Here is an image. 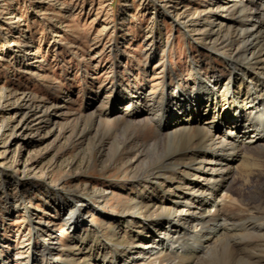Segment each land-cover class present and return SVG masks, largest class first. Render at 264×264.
I'll return each mask as SVG.
<instances>
[{
  "label": "rangeland",
  "instance_id": "374dc122",
  "mask_svg": "<svg viewBox=\"0 0 264 264\" xmlns=\"http://www.w3.org/2000/svg\"><path fill=\"white\" fill-rule=\"evenodd\" d=\"M216 2L0 0V239L6 246L0 251L9 261L13 248L21 253L33 227L40 234L50 227L48 242L56 253L68 251L70 234L63 216L51 207L54 197L98 204L94 195L105 189L100 209H124L130 195L124 183L134 167L140 169L148 160L128 166L130 152H117L114 137L126 126L128 146H133L151 139L156 127L147 119L134 128L122 117L105 114L116 95L112 88L157 93L162 82L172 86L188 80L193 62L204 72L227 75L222 53L228 55L230 47L224 41L237 28L221 11L225 28L213 32ZM262 154L239 171L233 162L228 187L216 197L234 205L228 206L230 214L250 207L264 219ZM160 163L157 158L148 166ZM12 200L19 211L11 214ZM88 219L108 233L110 222L103 214L89 211ZM256 234L252 240H259ZM144 250L138 264L160 263L161 250Z\"/></svg>",
  "mask_w": 264,
  "mask_h": 264
},
{
  "label": "bare ground",
  "instance_id": "6f19581e",
  "mask_svg": "<svg viewBox=\"0 0 264 264\" xmlns=\"http://www.w3.org/2000/svg\"><path fill=\"white\" fill-rule=\"evenodd\" d=\"M221 11L237 28L224 41L230 47L228 55L222 53L227 75L204 72L193 62L188 80L172 86L162 82L157 93L112 88L116 95L105 114L122 117L134 128L147 119L156 127L151 139L133 146H128L126 126L114 137L117 152H130L128 166L148 160L144 167H134L131 180L124 183L130 193L124 209H100L105 189L94 195L98 204L69 195L54 197L51 207L63 216L70 234L68 251L56 253L48 242L50 227L42 228L43 234L33 227L21 253L11 251V261L0 251V264H138L146 248L162 251L159 264H264L261 212L244 207L232 215L228 206L234 205L216 199L228 187L233 162L239 171L264 152V0H219L213 25L208 22L213 32L225 28ZM157 158L160 167H149ZM9 207L11 214L19 211L14 200ZM252 207L257 210L260 204ZM89 211L110 222L107 234L88 219ZM254 233L259 240H252Z\"/></svg>",
  "mask_w": 264,
  "mask_h": 264
}]
</instances>
